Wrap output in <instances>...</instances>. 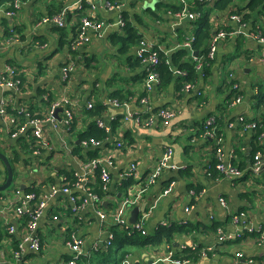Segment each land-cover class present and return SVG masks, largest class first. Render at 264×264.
Returning <instances> with one entry per match:
<instances>
[{
    "label": "crops",
    "instance_id": "0c3cea01",
    "mask_svg": "<svg viewBox=\"0 0 264 264\" xmlns=\"http://www.w3.org/2000/svg\"><path fill=\"white\" fill-rule=\"evenodd\" d=\"M89 1L23 0L13 16L6 13L11 8L10 4L0 7V73L5 72L8 65H14L27 79L26 89L14 97L6 94L7 89L12 88L0 87V101L7 99L16 105H31L34 111L47 113L48 107L36 97L39 88L53 93L56 98L66 97L74 108V114L76 112L74 121L76 119V131L79 133L86 130L90 122L82 113L83 107L90 102L95 103L94 98L101 97L107 110L103 116L95 117L96 122L99 119L107 125L112 120L120 123L109 140L102 141L100 145L81 144L82 151L78 152L75 151L74 142H79V139L71 124L64 127L65 121L59 122L61 115L58 112L57 126L45 123L42 146L31 155L23 147L24 142L19 143L17 137L10 135L12 125H9L8 117L0 114V151L8 158L13 151L20 156L17 162L11 163L13 170L15 168L14 182L8 189L0 191V264H69L73 250L68 240L73 234L83 240L84 254L78 264L111 261L120 245L106 246L110 233H113L111 229L116 225L113 215L125 197L141 189L139 204L128 208L127 216L129 221L135 206L140 207L139 216L152 207L146 219L148 231L145 234L150 242L129 244L130 253L117 264H246L248 258H253L256 264H264V169L259 173L248 170L253 162L254 145L260 142L254 138L253 128L244 129L241 120L242 117L251 120L259 118L264 111V101L259 102L260 94L264 93L263 30L254 32L252 22L239 27V23L229 17L228 11L211 15L217 30L236 32L218 43L213 74L198 82L204 91L201 100L195 97V92L179 95L176 80L160 87L159 73L158 81L148 89L145 85L147 74L144 80L142 78L146 70L143 63L131 65L126 55L121 56L122 60L115 56L117 49L113 45V35L122 31L118 21L121 15L125 17L124 11L129 12L134 23H137L135 13H143L149 7L159 11L157 17L143 13L146 24L137 25L144 38L152 40L159 49L169 53L182 45L174 39L176 26L189 19L180 20L178 13L182 9H169L163 13L165 8H158V0H114L123 2L122 9L109 8L100 0H92L94 4L91 6ZM170 1L179 3L177 0H165L167 4ZM203 1L211 4L215 0ZM187 2L189 7L191 1ZM80 4L84 7L82 11L78 10ZM64 7H70V12L62 29L39 22L46 15L60 13ZM82 12L105 22L101 34L92 30L91 41L79 48L78 57H96L98 62H92L86 68L81 62L72 77L64 82L67 79L63 66L70 59L69 44L77 34V15ZM259 24L264 28V16ZM138 46L130 52L133 60L137 58ZM38 65L42 69H38ZM111 81L115 86H108ZM231 82L239 86L237 97H241V100L236 102V97L223 111L228 103L226 98L233 90ZM118 87L134 92L129 98L128 107L113 104L112 97L108 96L107 88L113 90ZM144 91L146 95L140 98ZM143 98L148 99V107L143 103ZM161 106L171 107L175 112L168 123L145 125L134 118H125L127 111L137 114L155 111ZM212 113L223 114L224 117L220 131L225 161L235 162L246 169L238 179L219 174L213 176L210 171L211 164L216 160L218 138L210 135L208 139L200 132L205 127V118ZM131 138L132 143L129 142ZM117 142L122 144L118 145ZM261 143L264 145V138ZM168 147L174 149L172 163L177 168H165L157 183L148 185L149 176ZM96 148L99 154L94 158L102 159L101 165L106 166L111 174L107 188L102 187L107 192L103 197L94 190L98 183V173L95 171L100 170L92 171L89 168V162L94 159L91 150ZM132 165H135L137 173V176H133L139 182L128 189H121L118 182L124 179L123 173L129 171ZM79 176H83L82 184L73 186L72 193L79 196L86 195V191L98 193L99 204L89 202L75 209L69 193L50 195L52 185H72ZM6 178L7 169L0 158V184ZM173 181V189L165 193ZM29 186L39 188L40 199L48 195L44 214L38 219L36 229L41 241L39 249L32 248L29 242L19 249V242L28 231L29 219L16 213L15 206ZM16 188L19 194H16ZM221 198L227 202L226 205ZM99 209L107 213L106 219L99 215ZM235 215L239 216L238 220ZM214 221L222 222V228L228 234L227 240L220 241L218 230L206 227ZM174 223L191 227L192 231H178L171 240L153 242L157 240V231L162 226ZM11 225L15 227L14 232L9 231ZM187 247L199 248L200 254L183 259ZM16 251L20 254L17 255ZM238 251L243 253V257L237 256ZM175 255L184 261L177 262L175 259L179 258Z\"/></svg>",
    "mask_w": 264,
    "mask_h": 264
},
{
    "label": "trees",
    "instance_id": "16d2710c",
    "mask_svg": "<svg viewBox=\"0 0 264 264\" xmlns=\"http://www.w3.org/2000/svg\"><path fill=\"white\" fill-rule=\"evenodd\" d=\"M15 0H0V7L10 4L11 2H14ZM114 1V0H112ZM179 3H174L170 1L168 4L165 2V0H158L157 1V6L158 8L162 9L164 12H167L169 9H173L175 11H180L183 7V4L180 0H177ZM189 7L192 11H195L199 13V16L194 18V19H186L184 20L180 25L176 26V37H174L175 41L178 43H182L181 46H177L173 49V51L166 53L162 49H159V55H160V63L159 65L155 68L157 73L160 75V87L161 86H166L170 82L172 83L173 80L175 81V85L178 89L179 95H185L188 94V92H195V97L196 98H201L203 99V87L201 88L198 82L200 79H206L208 76L213 74V65H214V58H211L209 55V49H210V41L212 39V36L216 32V28L214 27V22L212 21L211 15L214 12H222V11H228L229 17L230 14H240L242 15L243 21L246 23L252 22L253 24V31L258 32L259 30L262 31V35L264 36V28L262 27L261 24H259L260 19L262 16H264V0H215L213 3L209 4L208 2H204L203 0H196L195 2L190 0ZM77 10V9H76ZM82 11V10H80ZM79 11V12H80ZM150 13L151 15L157 17L159 16V11H153L151 7L146 8L143 13L147 14ZM143 13H135V18L136 22L134 23L132 19L130 18L129 12L124 11L125 19H126V24L122 28V31L116 32L113 35V45L116 47V53L115 56L117 59L122 60L123 55H126L128 60H130V64L134 65H139L141 64V59L135 58L133 60V55L130 53L134 47L140 43V41L144 38V33L140 32V29L137 24L144 23L146 24V17L144 16ZM86 15L85 12H82L81 14L78 13V21H77V28L78 24H80V19ZM62 29V27H60ZM228 30V29H227ZM191 37H194L192 40V49L189 47H186L183 45V42L186 41L187 39H190ZM165 41V40H164ZM168 47H170V43H168ZM194 49V51H193ZM69 50H70V59L64 63V67H66L71 61L75 63V68L73 71L68 72V75L65 76L67 80L64 82L68 81L73 73L78 69V66L83 64L84 68L90 67L92 65V62H98V59L96 57H84V59L78 57L80 56L79 49H72V41H70L69 44ZM195 52H198L197 56L202 58L203 65L201 69H198L196 66L198 64L197 59H195ZM133 60V63H132ZM14 66V65H13ZM17 73L13 76L10 75L9 72L6 73L8 77L11 79L18 81L17 82V89H7V95H12L13 97L16 96L17 93H22L24 88L26 89V84L27 82L26 77H24V73L19 71L16 66ZM97 67V65H96ZM94 68V67H92ZM181 69L185 74L178 75L176 74V70ZM147 74V71L145 70V74L142 75V78L144 80L145 76ZM178 76V77H177ZM70 77V78H69ZM69 78V79H68ZM231 84H233L231 82ZM115 86V84L111 81L108 83V86ZM187 85H190L189 90L187 89ZM235 83L232 85L233 90L232 93L226 98V103L223 107V111H226L229 107V103L232 104L233 100L239 95V87H234ZM6 88V87H5ZM108 90V96L112 97V99H117L121 104L128 103L130 96L134 95V92L130 89H126L123 87H118L114 88L113 90ZM144 95H146V92L144 91L141 93L140 98H142ZM36 97L40 98L41 102L48 107L47 113H42V112H36L34 111V107L29 105H16L13 101L9 102V100H5V106L7 108V112H9L13 117L15 118L14 125H12V129L10 130V135L12 136V133L16 130H19L24 124L28 123L29 120L32 118H40L44 119L47 117L49 114V110L51 109L52 105L54 104L55 101L57 100H62L63 98H56L53 93L46 91L45 89L39 88L36 92ZM91 99V98H90ZM94 102H90L92 105L88 106L85 105V108L83 107L82 113H84L87 118L90 119L89 124L86 126V130L83 132L77 133L76 131V126H77V121L75 119L74 121V116H76V112L74 114V108L72 105L69 103L63 102L58 108L61 107V110L58 112L60 113L61 116L60 118V123L64 122L66 118H69V122L65 123L63 125L64 127L72 126L73 131L75 132V136L77 139H79V142H74L75 144V151L81 152V147L84 144V141H88L89 145H92L90 142L91 138L100 140L102 141H107L111 137V134L117 130V128L120 126V123L118 120H112L110 124L105 126H100L99 121L101 120H95L96 116H103V112L107 110V107L103 104V98L99 97L98 99L94 98ZM264 101V93L262 92L260 94V99L259 102L263 103ZM172 109L171 107H165L161 106L158 107L155 111H150V112H141L139 114H142L144 117H148L153 114H158L161 109ZM69 109L71 112V115H67L66 110ZM29 113V114H28ZM208 119H211V123L209 124L207 122ZM159 122H162L164 119L159 118ZM223 114L217 115L216 113H212L208 115L205 118V127L202 132L205 137H209L210 134L209 132L213 133V137L217 138V136H221V126L223 125ZM244 129L245 124L247 123H255V127H252L253 130L255 131V136L254 138L259 140L260 144H255L254 146V151L252 152V159L253 162L251 166L248 168L249 172L253 173L252 171V165L255 162V156L258 152H261L264 155V145L261 143V140L264 138V111L261 114L259 118H254V119H245L242 121ZM45 126V123L43 124V127ZM109 127L107 129L106 127ZM248 129V128H247ZM20 137L17 136V140L19 143L24 142L25 145H23L24 148H26V152L30 153L33 155L35 152L36 148H41L43 139L42 136L37 137L33 134V127L28 126L27 131L25 133H22L19 135ZM26 137H29L27 139ZM127 140V137L125 138ZM132 143V138L129 141ZM82 144V145H81ZM215 151H217V145H215ZM98 148L91 150L93 153L92 157H97L98 153ZM89 155H90V150H89ZM20 159L19 154L16 151L12 152V155L9 156V160L11 163H15ZM235 163V162H234ZM233 163V164H234ZM217 156L216 160L213 161L210 167V171L213 176H216L217 174L224 176L217 168ZM236 165V163L234 164ZM103 165H100L97 169L100 170V172L97 170L95 172L98 173V180H97V185H95L94 190L100 194L101 197L105 196L107 192L104 191L102 188L104 186V182L101 178V167ZM240 169H243L244 172L246 169L243 167H240L236 165ZM264 169V166H263ZM15 171V168H14ZM162 175V174H161ZM160 175V176H161ZM100 176V177H99ZM160 176L156 178V182L159 180ZM150 177V176H149ZM241 177V176H240ZM240 177H236L233 179H238ZM149 179V178H148ZM77 180V178L74 179V182ZM171 181V180H170ZM169 181V183H170ZM139 181L133 176H128L124 179H121L118 184L120 185L119 187L121 189H128L129 187L133 186L134 184H137ZM148 183V181H147ZM154 183V184H155ZM145 184V183H144ZM108 185V183H107ZM152 185V184H148ZM107 188V187H106ZM18 190L17 188L15 191ZM25 193H35V198L32 200L31 205L34 206L33 209H35L36 203L39 202L40 200V195L41 192H39V188H36L34 186H29L25 188ZM97 193V194H98ZM98 194V195H99ZM26 215L27 219L30 220V217L27 214H22ZM147 227V224H146ZM210 230H215L217 231L220 227H222V222L214 221L208 224L206 226ZM191 227H183L178 224H171V225H166L162 226L160 230H158V238L157 237H152V238H157V240H154L153 242L156 241H161V240H171L174 233L178 231H192ZM112 232L114 234V238L112 240V245H117V253L115 257L111 261H105V260H100L96 264H117L120 263L128 253H130V248L129 244H138L142 242L143 244L149 243L150 238L147 237L142 231L132 229V233L130 232V228L126 226H122L120 224L114 225L112 227ZM147 234V233H146ZM157 243V242H156ZM185 255L182 257L183 259H187L190 257L198 256L200 253L199 248L197 249H192L190 247H187L185 250ZM175 257L179 258V255H175ZM180 259V258H179Z\"/></svg>",
    "mask_w": 264,
    "mask_h": 264
},
{
    "label": "built area",
    "instance_id": "2783aa9c",
    "mask_svg": "<svg viewBox=\"0 0 264 264\" xmlns=\"http://www.w3.org/2000/svg\"><path fill=\"white\" fill-rule=\"evenodd\" d=\"M103 2V4L109 8H118L122 9L124 4L122 1H112V0H100ZM184 7L182 8L181 12L178 13V16L180 20L189 18V19H194L199 16V13L195 11H190L188 7V2L187 0H180ZM23 0H15L14 2H11V8L6 10V13L9 16H13L16 14V11L18 8L21 7ZM91 6L94 4L92 0L89 1ZM85 6V3H84ZM83 5L80 4L78 10L83 9ZM70 12V7H64L60 13L57 14H52V15H46L41 18L39 21L40 23H46L49 25H57V26H65L66 24V18L67 15ZM230 18L233 20H236L239 23V27L245 26L246 22L243 21L242 15L234 13L230 15ZM105 22L100 21L95 19L93 16L87 14L81 17L80 19V24L78 26L77 34L75 38L72 41V49H79L82 45L88 43L91 41V31L94 30L98 34H101L100 30L104 28ZM118 24L120 27H124L126 24V19L121 15ZM240 31V30H238ZM233 32H229L225 29H219L217 30L214 35L212 36V39L210 41V49H209V55L211 58L215 57L217 48H218V43L220 42L221 39L226 38L228 35H230ZM194 37H191L190 39H187L186 41L183 42V45L186 47H189L192 49V40ZM12 41H16L15 38H10ZM261 41L264 43V36H262ZM194 51V49H193ZM137 56L138 58L141 59V62L145 66V69L147 71V80H146V87L148 89H151L154 85L155 81H158V73L155 70V68L159 65L160 63V55H159V48L156 46V44L148 39V38H143L138 46L137 49ZM195 59H197L198 64L197 68L201 69L203 65V61L201 57H198L197 55L195 56ZM75 68V63L71 61L66 67L63 68L64 76L68 75V72L73 71ZM9 72L11 76L15 75L17 73L16 68L13 65H8L7 70L3 73H0V87L3 88H12V89H17V82L10 77L6 75V73ZM176 73L178 74H185L181 69H177ZM187 89L189 90L190 85H187ZM234 87H239L237 84L234 85ZM241 97H237L235 99L236 102L240 101ZM143 103L145 104L146 107L149 106V101L147 98L142 99ZM69 103L70 100L68 98H63L62 100H57L54 102L52 105L51 109L49 110V114L47 115L46 118L40 119V118H32L29 120L28 123L24 124L19 130H16L12 133L13 137H17L22 133H25L27 131V127L30 125L33 127V134L37 137L42 136L43 133V124L44 123H51L53 126H57V117L55 116V112L58 109V107L63 103ZM113 104L116 105H123L128 107V103L121 104L117 99L113 100ZM90 106L92 105L91 103L89 104ZM67 115H71V112L69 109L66 110ZM0 114L5 115L8 117L9 120V125H14L15 118L13 115H11L9 112H7V108L5 106V103L0 101ZM29 114V113H28ZM134 114V115H133ZM130 113V111H127L125 114V118H134L137 122L143 123L145 125H152L156 124L157 122L161 121L160 119H164L162 122L163 123H168L171 118L175 116V112L172 109H161L158 114H153L148 117H144L142 114H135V113ZM244 121V118L242 117L241 119ZM65 122H69V118L65 119ZM207 122L210 124L211 119H208ZM100 126H105V124L102 121H99ZM245 126L248 127H255V123H247ZM109 129V127H106ZM11 130V129H10ZM210 135H214L213 133L209 132ZM217 151H216V156H217V168L218 170L225 176V177H230L236 178L240 177L243 175L244 170L240 169L236 165H234L232 162H226L225 161V156H224V151H223V137L222 136H217ZM91 144L95 145H100L101 141L91 138L90 139ZM85 145H88V141H84ZM118 145H121V142H117ZM174 155V149L172 147H168V149L163 153L159 165L154 169V171L151 173L149 179H148V184H154L156 182V178L160 176L165 168H171L175 169L177 168V165L172 163V158ZM112 162L111 160H109ZM102 163V159H97L94 158L89 162V168L92 171H95ZM264 166V155L261 152H258L255 156V162L252 165V171L253 173H259ZM131 175H136L137 173L135 171V165H132L130 170L123 173L122 178H126ZM83 176L77 177V180L72 184H62V185H52L50 189V195H54L56 193H69L71 197V201L74 203L73 207L75 209H78L80 207L85 206L89 202L96 204L100 203V196L97 193L94 192H89L86 191V195H76L72 193L71 189L73 186H79L82 184V179ZM101 178L104 182V188L107 187V183L109 182L111 178V174L109 169L106 166L101 167ZM173 184L174 181L166 188L165 193H168L173 189ZM142 189L139 190V192L134 193L133 195H129L123 199V202L121 206L117 209L116 213L113 215V220L117 224H120L122 226H126L128 228L136 229L139 231H142L144 234L147 233V227H146V219L149 217V215L152 212V207L147 210L146 212H142L140 216L138 217L137 221L134 224H131L128 221V216H127V210L128 208L139 204L141 196H142ZM16 194H19V190H16ZM35 193H25L24 197H22L19 201H17L16 206H15V211L16 213L22 215V214H27L30 217V220L28 221V231L27 233L22 237V239L19 242V249H23L24 245L29 242L30 246L34 249H39L41 246V241L40 238L36 235V229L38 226V219L44 214L46 204H47V196L48 195H43V197L39 200L38 203L35 205V209L33 205H31L32 200L35 198ZM222 202L226 205L227 202L221 198ZM99 215L103 218H107V213L101 209L97 211ZM58 216L56 215L55 218ZM236 220L239 219L238 215L234 216ZM15 227L11 225L9 227L10 232H14ZM240 235V234H239ZM114 238V234L110 233L109 238L106 242V246H111L112 245V240ZM218 239L220 241H225L228 239V234L227 232L220 227L218 229ZM68 245L69 247L73 250V257L70 260L69 264H78V261L80 257L83 256L84 250H83V240L81 237H79L76 234H73L71 239L68 240ZM16 254L19 255L20 252L16 251ZM237 256L243 257V253L241 251L237 252ZM177 262L181 263L182 259H175ZM125 261H128L126 259ZM90 264V263H86ZM246 264H256L255 260L253 258H248L246 259Z\"/></svg>",
    "mask_w": 264,
    "mask_h": 264
},
{
    "label": "water",
    "instance_id": "95a60500",
    "mask_svg": "<svg viewBox=\"0 0 264 264\" xmlns=\"http://www.w3.org/2000/svg\"><path fill=\"white\" fill-rule=\"evenodd\" d=\"M195 54L197 55L198 52H195ZM59 110H61V107L56 110V112H55L56 117H58V111ZM0 158L3 160V162L6 166V169H7V178H6L4 183L0 184V191H3V190L8 189L9 187H11L12 183L14 182V170H13L12 164H11L8 156L2 151H0ZM22 188H23V186H22ZM104 204H106V202ZM139 212H140L139 206H135L132 209L131 216L129 218V222L131 224H134L137 221L138 216H139Z\"/></svg>",
    "mask_w": 264,
    "mask_h": 264
},
{
    "label": "rangeland",
    "instance_id": "374dc122",
    "mask_svg": "<svg viewBox=\"0 0 264 264\" xmlns=\"http://www.w3.org/2000/svg\"><path fill=\"white\" fill-rule=\"evenodd\" d=\"M37 67H38V69H42V67H41V66H39V65H38Z\"/></svg>",
    "mask_w": 264,
    "mask_h": 264
}]
</instances>
